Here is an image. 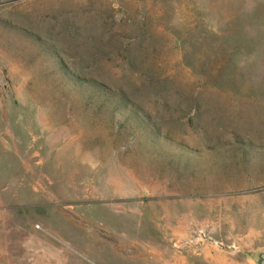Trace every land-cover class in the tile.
I'll use <instances>...</instances> for the list:
<instances>
[{
  "label": "rangeland",
  "instance_id": "1",
  "mask_svg": "<svg viewBox=\"0 0 264 264\" xmlns=\"http://www.w3.org/2000/svg\"><path fill=\"white\" fill-rule=\"evenodd\" d=\"M0 264H264V0H0Z\"/></svg>",
  "mask_w": 264,
  "mask_h": 264
}]
</instances>
